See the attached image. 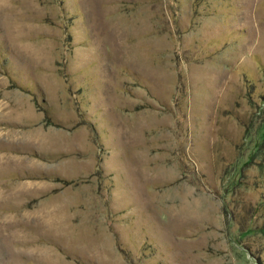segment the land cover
<instances>
[{
    "label": "rangeland",
    "instance_id": "1",
    "mask_svg": "<svg viewBox=\"0 0 264 264\" xmlns=\"http://www.w3.org/2000/svg\"><path fill=\"white\" fill-rule=\"evenodd\" d=\"M0 264H264V0H0Z\"/></svg>",
    "mask_w": 264,
    "mask_h": 264
}]
</instances>
